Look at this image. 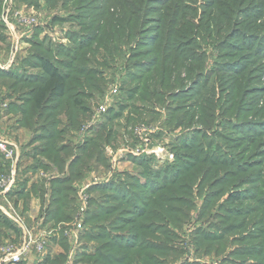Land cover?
Instances as JSON below:
<instances>
[{"label":"trees","instance_id":"16d2710c","mask_svg":"<svg viewBox=\"0 0 264 264\" xmlns=\"http://www.w3.org/2000/svg\"><path fill=\"white\" fill-rule=\"evenodd\" d=\"M24 1L36 4L35 0ZM47 2L53 8L66 7L72 3L76 15H70L68 18L58 15L55 18L59 22L68 21L71 25L74 23L70 22L72 19L79 23L77 25L79 30H71L68 35L70 41L68 46L53 45V54L52 51H45L43 53L46 55L37 57L42 75L39 85L33 89V106L41 120L34 127L44 128V133L50 138L45 143L48 149L50 148L54 154L59 149L58 144L62 139L57 127L59 115L67 112L72 125H76L83 117L85 119L91 116L92 103L85 99L94 101L99 94L105 93L107 86L100 76L101 70L99 69L100 67H114L117 64V67L122 68H120L118 82L121 87V97L104 114L108 116L110 125L113 123L111 121L113 118L125 112V122L133 126L140 122H155L163 117L165 128L179 129L181 134L184 128H187L186 131L190 130L191 125L201 139L196 143L194 141L184 143L177 138L178 136L173 139L174 143L170 145L175 164L170 178L165 172L166 169L154 172L148 163L142 162L138 164L143 167L139 174L146 175L149 179L143 185L138 184L137 180L127 183L130 176L126 175L127 178L117 180L115 185H112L113 182L109 185L91 186L88 189L89 206L83 219V227L86 229L82 237L95 242L94 251L88 253L83 250L80 254L75 253L73 263H174L186 254L185 246L179 250L178 244L174 246V240L165 241L177 233L184 216L188 215L186 208L189 202L187 200L184 204L186 200L184 196L192 194V191L188 193L187 185L191 184L185 180L191 178L192 181L195 180L197 184H200V180H205L209 176L214 177L217 169L233 165L229 160H226L227 163L219 162V148L224 144L210 138L211 135L205 130H199L197 125L200 124L209 130L208 128L214 125L221 105L226 103L227 108L232 111L233 105L239 104L242 97H245L246 90L243 87V90H240V87H237L240 83L236 82L238 79H234L229 85V87L232 85L233 90H226L225 98L220 99L214 96L212 91L214 84L211 83L209 77L203 76V83L198 85L199 78L202 77L203 65L199 54L190 50L191 46H195L193 34L182 29L180 25L181 31L172 28L164 32L163 27L160 26L158 29L161 32L158 33L163 34H148L147 36L142 33L136 34L135 27L138 29L144 23L145 9L137 7L134 0H122L123 8L114 4V0H47ZM141 2L145 3V0ZM137 12L140 14L137 15ZM1 27L0 24V39H3ZM191 28L194 31L193 25ZM149 39L155 42L152 46H144L150 43ZM138 46H144L145 49L141 50ZM54 57L58 61H54ZM245 77H242L240 81ZM52 98L62 99L59 104L47 105ZM209 111L211 116L208 115ZM226 112H228L227 109ZM241 131L246 133L250 130L246 128ZM213 134L217 138L220 135L217 131ZM102 141H108V139L103 137V134H99L91 140L86 139L81 147L76 146L81 152V156L75 158L81 162L80 169L89 167L90 154L100 156L99 147ZM63 149L66 150V147ZM187 149L193 150V159L184 156L183 150ZM205 151L209 152V158L205 156ZM66 152L71 153V148L68 147ZM184 159L190 162L181 168L180 165L184 164L182 162ZM76 167L77 165L73 167L74 169L65 180L76 177ZM231 174L235 175L234 172L225 170L223 176L232 177ZM261 175L264 178L262 173ZM254 177L256 173L251 172L245 179ZM151 180H161V182L154 184ZM226 181L230 185L231 180ZM260 187L262 188V185ZM19 189H21L20 184ZM76 190L69 183L55 190L52 196L53 203H59L55 207L58 208V212H61L56 219L57 222L60 220L69 222L73 218L78 208V202L75 200ZM217 191L211 190L209 193L213 194ZM214 195L210 196L214 197ZM263 196L260 194V197ZM250 197L254 196L251 194ZM241 198L243 197L234 190L230 192L226 200L234 203ZM250 209L226 210L224 222L220 220L225 224L223 234L209 237L207 239L209 244L205 250L212 248L216 251L214 253L218 254L220 247L227 243L226 236L230 232L247 228L242 237L235 241L243 243L242 246L229 253L232 255L230 257H252L254 260L247 262V258H232V262L235 264H264V213L258 210L255 204ZM218 217L222 219V216ZM0 221L8 224L15 231V227L2 212H0ZM234 240L236 238L232 237L228 242ZM222 241L225 242L220 245ZM59 243L66 248L68 246L67 238L64 236L60 237ZM214 243L218 244L214 247ZM68 252L69 246L67 253L61 255V258L66 260Z\"/></svg>","mask_w":264,"mask_h":264},{"label":"rangeland","instance_id":"374dc122","mask_svg":"<svg viewBox=\"0 0 264 264\" xmlns=\"http://www.w3.org/2000/svg\"><path fill=\"white\" fill-rule=\"evenodd\" d=\"M134 1L137 7L145 9L144 23L138 29L135 27L136 34L142 33L144 36L163 34L158 33L161 32L158 29L160 26L163 27L164 32L166 29L171 30L172 28L181 31L179 25L185 31L193 34L195 46H191L190 50L199 54L203 65L201 68L202 77L199 78L198 85L203 83V76L209 77L211 83L214 84L213 94L220 99L225 98L226 90H233L232 85L230 87L229 85L234 79H238L236 82L240 83V86H237L240 87V90H246L245 97H242L239 104L233 105L232 111L227 108L226 103L221 105L217 116L215 115L214 125L208 128L209 130L200 124L197 125L199 130H205L211 135L210 138L224 144L219 148V162L227 163L226 160H229L233 165L225 167L220 165L223 168L217 169L214 177L209 176L205 180H200V184H197L195 180L192 181L191 178L185 180L191 184L187 185L188 193L192 191V194L184 196L186 199L184 202L187 200L189 202L186 208L188 215L184 216L177 233L165 242L174 240L173 244L185 246L184 252L190 261L185 259L182 264H235L232 262V258H247V262H252L254 260L252 257H230L232 255L229 253L242 246L243 243L235 241L242 237L247 228L230 232L226 236L227 243L220 247L218 254L214 253L216 251L212 248L208 251L205 249L209 244L207 241L209 237L223 234L225 224L222 221L224 222L228 209L251 210V206L255 204L256 208L264 213V196L260 197V194L264 195V178L261 175V173L264 175V0H145V3L141 0ZM113 3L123 8L122 0H114ZM72 7V3L66 7L59 6L58 14L64 18L76 15L77 13ZM115 10L118 12L117 9ZM134 18L136 23V16ZM67 22L65 25L68 26V38L72 29L79 30L77 27L79 23L73 19L70 21L74 22L73 25ZM192 25L194 31L191 28ZM148 41L150 43L144 44V46H152L155 42L153 39ZM144 46L138 47L144 50ZM184 48L188 50V48ZM242 77L245 79L240 81ZM221 91H223L222 94ZM208 115L211 116L210 111ZM191 127L190 125L188 131H186L187 128H184L183 133H179L177 138L184 143H192V141L196 143L197 140H201L200 135L193 129L194 127ZM246 128H249L250 131L242 133L241 129ZM216 131L220 134H217L218 138L213 134ZM258 131L259 133H257ZM173 139V135H168L166 141L164 137L161 142L156 140L159 145L153 148L156 151L154 154L157 155L152 159L154 171L164 168L169 178L173 174L171 172L174 171L175 164L170 145ZM162 142L166 148L161 145ZM183 154L189 159L194 158L193 150H183ZM205 156L209 158V152H206ZM186 160L182 161L184 164L181 163V168L190 162ZM127 167L130 166H126L124 169ZM225 170L234 172L235 175L231 174L232 177L230 175L223 176ZM251 172L256 173V177L245 179ZM131 174H133V170ZM167 176L166 178H168ZM219 178L221 179L219 180ZM226 180H231L230 185ZM152 181L154 184L161 182V180ZM146 182L147 180L144 181V183ZM211 190H218L213 193L214 197L210 196L213 195L209 193ZM234 190L243 198L230 203L226 199ZM251 194L254 196L253 198L250 197ZM258 200L260 201L258 202ZM218 216H222V219ZM232 237H235L236 240L228 242ZM223 242L225 241H222L220 245ZM216 244L218 243H214V247ZM94 245V241L82 240L76 253L80 254L83 250L92 253ZM67 251L68 246L66 248L62 244L50 248L40 264H74V254L72 258L67 255L66 260L61 258V255H65L64 253ZM28 264H33V262ZM75 264L88 263L77 262Z\"/></svg>","mask_w":264,"mask_h":264},{"label":"crops","instance_id":"0c3cea01","mask_svg":"<svg viewBox=\"0 0 264 264\" xmlns=\"http://www.w3.org/2000/svg\"><path fill=\"white\" fill-rule=\"evenodd\" d=\"M35 1L36 4L28 3L24 0H14L15 7L22 8L28 12L35 11L38 14L39 21L36 25L27 29L15 26L14 35L11 36L3 21V7L0 0V24L3 35V39H0V64L3 66L0 68V100L7 103L6 108L0 107V137L16 146L19 151L17 177L20 181L21 189L11 193L9 199L22 211L29 224L35 218L42 217V225L49 229L62 223V220L59 222L56 220L61 213L55 207L59 203H53L52 198L56 189L68 183L75 190L86 184H89V188L93 185H109L113 182L112 185H115L117 180L127 178L128 176L126 175L130 176L127 183L137 180L138 184L143 185L144 181L149 179H147L146 175L142 176L139 174L143 167L138 164H142V162L148 163L153 169L152 159L157 157L153 148L159 145L157 141L161 142L163 137L166 141L168 135H173V138H175L179 135L180 130L165 128L163 117L155 122H140L153 129L145 134L146 141L144 142L134 134V127L140 123L133 126L128 124L127 121L125 122L124 116L126 112L113 118L111 120L113 121L112 125L108 123V116L104 114L100 119H92L96 104L103 99L110 86L117 84L119 90L121 89L118 83L121 67H117V64L114 67H100V76L107 83V86L105 93L103 95L99 94L94 101L85 99L92 103L91 116L85 117V119L83 117L76 125H72L67 112L59 115L57 127L62 137L61 142L58 144L59 149L56 154L50 148L48 149L45 143L50 138L44 133V128L34 127L41 120L33 106V89L39 85L42 75V69L37 57L38 55H46L43 53L45 51H52L53 54V45L68 46L70 41L67 38L68 26L65 25L66 22H59L55 18L59 15L58 8L51 7L47 0ZM7 16L12 21V17L9 14ZM55 56L59 57L58 55ZM53 60L58 61L56 57ZM61 99L52 98L47 105L50 103L59 104ZM112 106H109L108 109ZM91 120L94 123L87 128L84 136L81 137L83 126ZM105 128L106 131L103 132ZM99 134H103V137L108 139V141L101 142L99 147L100 156H94L93 153L90 154L89 167L80 169L81 162H78V159L75 160V158L80 157L81 152L76 146L81 147L86 139L91 140ZM161 145H163V142ZM125 146L139 153H129L125 156L113 154L115 150ZM63 147H66V150L70 147L71 153H67ZM113 158L114 161L112 162L111 159ZM76 165V177L71 180L70 178L65 180ZM126 166L130 167L124 169ZM3 168H5V164L0 156V170ZM132 170L133 174H131ZM62 181L64 183H61ZM75 200L77 201V197H75ZM84 229L86 228L83 227L75 239H67L69 253L71 252V247L73 248L71 241L75 242L76 253L82 240L86 239L82 237ZM61 236L58 232L48 236V251L50 248L60 245ZM16 237L17 232L8 224L6 225L0 221V243L5 239H16ZM174 246L176 247V244ZM182 246L178 245L179 250H182ZM186 256V254H183V257L181 256L176 262L171 264H181L185 259L190 261V258Z\"/></svg>","mask_w":264,"mask_h":264},{"label":"built area","instance_id":"2783aa9c","mask_svg":"<svg viewBox=\"0 0 264 264\" xmlns=\"http://www.w3.org/2000/svg\"><path fill=\"white\" fill-rule=\"evenodd\" d=\"M1 3L3 7V21L11 36L14 35L15 26L27 29L38 23L39 17L35 11L28 12L22 8L15 7L14 0H1ZM7 14L12 17V21L8 19ZM2 67L0 64V68ZM120 97L119 86L117 84L111 85L103 99L96 104L92 119H100L107 112L109 106L119 101ZM0 107L6 108L7 103L0 100ZM93 123L91 120L83 126L81 137L84 136L87 128ZM150 130L152 131L153 129L144 123H140L134 127V134L145 142V134ZM129 153L136 154L139 152H134L126 146L118 148L113 152V154L119 156H125ZM0 155L5 164V169L0 172V210L15 227V232H17L16 239H5L0 243V264H28L29 262L40 264V261L48 253L47 242L49 235L58 232L71 240L75 239L83 229V219L89 206V184L77 188L78 208L71 221L59 223L49 229H46L42 225V217L35 218L29 224L22 211L9 199V195L18 190L20 182L17 177L18 148L0 137ZM111 161L113 162L114 158ZM71 242L73 248L71 247L70 249L69 258H72L75 251V242Z\"/></svg>","mask_w":264,"mask_h":264}]
</instances>
